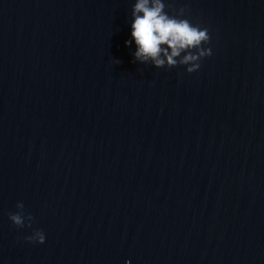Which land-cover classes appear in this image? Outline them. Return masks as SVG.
<instances>
[{
	"label": "water",
	"instance_id": "95a60500",
	"mask_svg": "<svg viewBox=\"0 0 264 264\" xmlns=\"http://www.w3.org/2000/svg\"><path fill=\"white\" fill-rule=\"evenodd\" d=\"M136 2L0 0V264H264V0H163L193 73L135 58Z\"/></svg>",
	"mask_w": 264,
	"mask_h": 264
},
{
	"label": "clouds",
	"instance_id": "9594fccd",
	"mask_svg": "<svg viewBox=\"0 0 264 264\" xmlns=\"http://www.w3.org/2000/svg\"><path fill=\"white\" fill-rule=\"evenodd\" d=\"M164 9L163 0H137L135 3L133 9L135 19L131 25V36L137 45L135 58L140 61L151 58L155 66L161 68L165 65V59L160 58L163 52L168 68L187 65L188 73L196 72L201 66L200 61L212 54L210 48L203 47L210 40L208 29H201L188 19L180 18L185 15L183 8L174 16L168 15ZM162 45L167 47L162 48ZM168 49L171 50L170 54ZM182 52L186 54L177 61L175 58ZM23 207L22 203H18L17 208L20 211L9 215V219L18 228L25 226V219L28 220L30 227L33 219L30 215L25 217ZM27 239L43 244L45 236L41 230H36Z\"/></svg>",
	"mask_w": 264,
	"mask_h": 264
}]
</instances>
